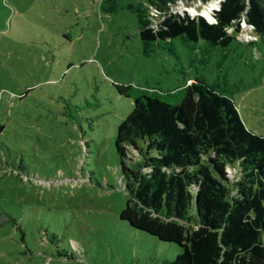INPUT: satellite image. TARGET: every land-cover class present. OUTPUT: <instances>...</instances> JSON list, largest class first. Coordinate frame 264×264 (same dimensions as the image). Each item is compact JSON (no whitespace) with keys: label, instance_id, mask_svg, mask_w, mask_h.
<instances>
[{"label":"rangeland","instance_id":"1","mask_svg":"<svg viewBox=\"0 0 264 264\" xmlns=\"http://www.w3.org/2000/svg\"><path fill=\"white\" fill-rule=\"evenodd\" d=\"M220 1L177 0L170 12L213 20ZM101 2L0 0V128L9 132L0 134V207L24 231L22 241L15 226H0V264H159L179 253L120 218L115 139L132 100L115 83L169 91L202 75L264 137V43H250L246 24L225 50L177 38L175 54H145L127 4L143 2L154 28L169 13L147 0L109 12ZM66 103L76 118L62 115ZM229 174L238 178L237 167Z\"/></svg>","mask_w":264,"mask_h":264},{"label":"trees","instance_id":"2","mask_svg":"<svg viewBox=\"0 0 264 264\" xmlns=\"http://www.w3.org/2000/svg\"><path fill=\"white\" fill-rule=\"evenodd\" d=\"M176 1L147 0L169 13L158 28L143 2L127 4L137 18L143 53L157 47L175 54L177 38L225 50L235 40L228 29L239 32L243 21L264 43V0H221L214 21L170 12ZM118 5L101 2L107 12ZM115 87L132 100L115 139L127 195L120 218L180 247L174 259L159 264H264V137L247 128L233 97L202 75L169 91L132 83ZM76 111L66 103L62 115L74 119ZM7 132L0 128V134ZM230 166L238 169L235 180ZM6 224L24 240L17 217L0 207V226Z\"/></svg>","mask_w":264,"mask_h":264},{"label":"built area","instance_id":"3","mask_svg":"<svg viewBox=\"0 0 264 264\" xmlns=\"http://www.w3.org/2000/svg\"><path fill=\"white\" fill-rule=\"evenodd\" d=\"M220 6V5H219ZM219 8V7H218ZM217 8V9H218ZM211 21H214V19L213 20H211ZM244 24H246L250 29H251V31H252V34H251V41L250 42H252V41H257L258 40V37H257V35L253 32V27L251 26V25H249V24H247L245 21H243L242 22V29H243V26H244ZM232 29H234L233 27H230L229 29H228V31L229 32H231L232 33ZM242 29L239 31V32H241L242 31Z\"/></svg>","mask_w":264,"mask_h":264},{"label":"bare ground","instance_id":"4","mask_svg":"<svg viewBox=\"0 0 264 264\" xmlns=\"http://www.w3.org/2000/svg\"><path fill=\"white\" fill-rule=\"evenodd\" d=\"M207 12V11H206ZM206 14V13H205ZM209 15V14H208ZM210 16V15H209Z\"/></svg>","mask_w":264,"mask_h":264}]
</instances>
